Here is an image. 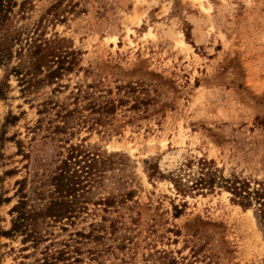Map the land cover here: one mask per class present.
I'll list each match as a JSON object with an SVG mask.
<instances>
[{"label":"rangeland","instance_id":"374dc122","mask_svg":"<svg viewBox=\"0 0 264 264\" xmlns=\"http://www.w3.org/2000/svg\"><path fill=\"white\" fill-rule=\"evenodd\" d=\"M11 4L6 26L20 41L0 62V264H264L258 203L187 188L199 159L264 187V0ZM40 37L63 38L72 70L30 73L15 50ZM72 151V216L2 234L17 182L26 208L43 209Z\"/></svg>","mask_w":264,"mask_h":264},{"label":"trees","instance_id":"16d2710c","mask_svg":"<svg viewBox=\"0 0 264 264\" xmlns=\"http://www.w3.org/2000/svg\"><path fill=\"white\" fill-rule=\"evenodd\" d=\"M12 8L11 0H0V62L4 58H9L12 55L11 47L14 42L20 41L19 32H13L6 26V18L8 13ZM5 25V27H4ZM63 43V38H34L27 43L26 52L23 46H19L15 53L22 56L23 53L31 58L30 73L33 71H41L42 67L47 66L46 79L51 81L54 78L61 76L63 71H70L73 68L75 61V52L72 49H67L61 45ZM14 75L19 81H23L22 69L18 66L12 68ZM30 80V79H29ZM29 80L27 82H29ZM8 84L6 82L0 81V97L5 95L6 88ZM73 149L76 146H70ZM77 154L73 155V151L68 153L66 158L61 160V164L57 168V171L51 176L50 182L53 186L50 198L46 203V206L42 209L39 208L36 211L32 209H27V196L23 190L22 181H18L19 184L16 191H18L19 199L16 204L11 208L12 212H15V216L11 219V227L9 230L2 231L4 235H10L13 232H21L27 237L33 229L35 224V219L37 216L52 217L53 220L60 218H69L76 210V198L77 190L80 185L79 175L75 172H69V161ZM87 159L88 166L92 167V163L96 161L94 154L92 153ZM92 161V163H91ZM210 161L205 159H199V170L198 175L194 177V181L187 188H194L199 185L202 187L209 186L212 187L214 184L224 187L229 190L234 196L232 200L239 203L243 207H248L252 201L258 203L259 211L261 213L262 219H264V187L261 183H258V187L250 188L249 181L237 177L225 178L221 175H217V170H212L209 167ZM206 169L205 172L203 170ZM5 200H8L5 199ZM35 242L38 240V236H34Z\"/></svg>","mask_w":264,"mask_h":264}]
</instances>
